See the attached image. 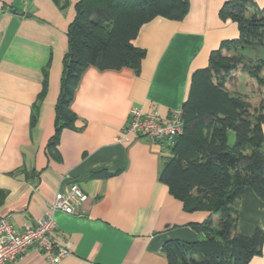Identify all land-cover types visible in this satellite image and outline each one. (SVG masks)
I'll use <instances>...</instances> for the list:
<instances>
[{"label": "crops", "instance_id": "crops-1", "mask_svg": "<svg viewBox=\"0 0 264 264\" xmlns=\"http://www.w3.org/2000/svg\"><path fill=\"white\" fill-rule=\"evenodd\" d=\"M77 1L0 0V216L21 230L76 182L87 194L79 214L52 212L54 238L69 250L55 264H167L163 242L196 241L200 235L188 224L208 213L184 211L160 181L170 143L117 138L134 106L161 118L181 109L192 72L238 35L237 24L219 15L229 0H187L181 19L155 16L141 24L132 39L144 50L137 68L88 66L69 103L73 127L54 139L66 32ZM245 1L264 9V0ZM233 206L240 234L250 236L256 227L264 233V202L252 190ZM16 264L50 263L29 250ZM247 264H264V237L261 254Z\"/></svg>", "mask_w": 264, "mask_h": 264}, {"label": "trees", "instance_id": "trees-1", "mask_svg": "<svg viewBox=\"0 0 264 264\" xmlns=\"http://www.w3.org/2000/svg\"><path fill=\"white\" fill-rule=\"evenodd\" d=\"M187 11V0H78L66 32L54 139L62 128L73 127L69 103L88 66L137 68L144 56L132 44L138 27L155 16L178 20ZM219 15L237 24L238 35L223 40L207 65L192 72L181 106L182 132L166 146L159 171L184 211L208 215L188 224L200 235L196 241L163 242L167 264H247L261 254L263 231L240 234L233 202L246 188L264 202V58L240 52L264 53V9L229 0ZM237 72L255 80L262 93L256 105L226 85Z\"/></svg>", "mask_w": 264, "mask_h": 264}, {"label": "built area", "instance_id": "built-area-1", "mask_svg": "<svg viewBox=\"0 0 264 264\" xmlns=\"http://www.w3.org/2000/svg\"><path fill=\"white\" fill-rule=\"evenodd\" d=\"M182 132L181 109L171 111L161 118L153 112L144 113L138 106L129 110L127 124L120 130L117 140L128 136L145 137L153 141H167ZM87 199L76 182H70L57 191L45 214L34 224H25L21 230L15 229L8 216H0V264H16L29 250L44 256L50 264H55L68 254L66 246H59L54 238L55 221L52 212L60 210L67 214H79L78 207Z\"/></svg>", "mask_w": 264, "mask_h": 264}, {"label": "rangeland", "instance_id": "rangeland-1", "mask_svg": "<svg viewBox=\"0 0 264 264\" xmlns=\"http://www.w3.org/2000/svg\"><path fill=\"white\" fill-rule=\"evenodd\" d=\"M240 52L245 54L247 57L251 59L255 58L256 56L264 58V53L262 50H258L256 52V50L252 51L245 48ZM245 75H246L245 73H241V74H238V72L235 73L230 78V80L226 82V85L229 87L231 91L239 92L240 94H242V96H246V98L250 100L252 104H256V102L260 100L262 93L258 89L255 80H252L247 75L246 76ZM229 140L230 141L234 140V135L232 133L229 134Z\"/></svg>", "mask_w": 264, "mask_h": 264}]
</instances>
